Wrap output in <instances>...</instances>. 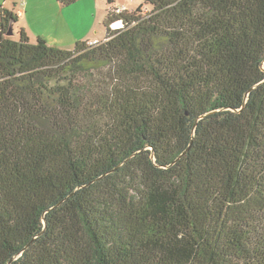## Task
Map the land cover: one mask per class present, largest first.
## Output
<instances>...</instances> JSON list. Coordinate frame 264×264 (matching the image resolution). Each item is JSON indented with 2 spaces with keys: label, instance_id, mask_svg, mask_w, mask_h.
Listing matches in <instances>:
<instances>
[{
  "label": "trees",
  "instance_id": "obj_1",
  "mask_svg": "<svg viewBox=\"0 0 264 264\" xmlns=\"http://www.w3.org/2000/svg\"><path fill=\"white\" fill-rule=\"evenodd\" d=\"M111 3L69 51L0 8V264H264V0Z\"/></svg>",
  "mask_w": 264,
  "mask_h": 264
},
{
  "label": "rangeland",
  "instance_id": "obj_2",
  "mask_svg": "<svg viewBox=\"0 0 264 264\" xmlns=\"http://www.w3.org/2000/svg\"><path fill=\"white\" fill-rule=\"evenodd\" d=\"M80 3L82 2H78L77 5ZM139 3L140 0H112L111 6H121L126 10H132L136 9ZM107 6L108 0H91L90 9L94 7L97 11L94 17L89 16L87 5L82 4V8L68 9L69 15L78 21L75 26L71 21L62 26L60 21L51 23L52 19L44 20L41 16L33 19L30 15H19V22L15 24V27L25 30L32 41L40 38L49 47L69 51L77 40L97 39L101 41L105 38L104 19L108 12Z\"/></svg>",
  "mask_w": 264,
  "mask_h": 264
},
{
  "label": "crops",
  "instance_id": "obj_3",
  "mask_svg": "<svg viewBox=\"0 0 264 264\" xmlns=\"http://www.w3.org/2000/svg\"><path fill=\"white\" fill-rule=\"evenodd\" d=\"M108 1L112 2V0H108ZM78 2H82V3L77 5ZM78 2H76L74 5H72V7H62L58 4V2L56 0H0V8H5V9L11 11L15 16H17V24L19 22V15H22V16L30 15V17H32L33 19L36 17H39V16L44 18V20L52 19L53 22H51V23H58V21H60L62 26H65L66 22L69 23L71 21L73 23V25L75 26L76 24H78V21H76L75 18H72L69 15L68 9L72 10L75 7L82 8V4H83V5L88 6V8H89L88 12H89L90 17H94V15L97 13V11L95 10L94 7L92 9H90V7H89L91 0H79ZM139 5H140V3L138 4V6ZM7 6H8V8H7ZM118 7H121V6H118ZM107 8L109 10V8H110L109 4H108ZM124 9H126V8H124ZM132 10H134V9H132ZM132 10H128V11H132ZM45 22H47V21H45ZM47 23H49V22H47ZM28 37L30 38L29 35H28ZM77 41H79V40H77ZM82 41H84V40H82ZM85 41H91L92 42V41H100V40H97V39L90 40L89 39V40H85Z\"/></svg>",
  "mask_w": 264,
  "mask_h": 264
},
{
  "label": "water",
  "instance_id": "obj_4",
  "mask_svg": "<svg viewBox=\"0 0 264 264\" xmlns=\"http://www.w3.org/2000/svg\"><path fill=\"white\" fill-rule=\"evenodd\" d=\"M12 23L11 24H9V26H8V29H7V31H6V36H14V32H13V27H12Z\"/></svg>",
  "mask_w": 264,
  "mask_h": 264
},
{
  "label": "built area",
  "instance_id": "obj_5",
  "mask_svg": "<svg viewBox=\"0 0 264 264\" xmlns=\"http://www.w3.org/2000/svg\"><path fill=\"white\" fill-rule=\"evenodd\" d=\"M122 10H123L122 8L117 7L116 10H115V12L116 13H120ZM112 28H114V29L117 28V25H113ZM95 43H96V41L90 42V44H95Z\"/></svg>",
  "mask_w": 264,
  "mask_h": 264
}]
</instances>
